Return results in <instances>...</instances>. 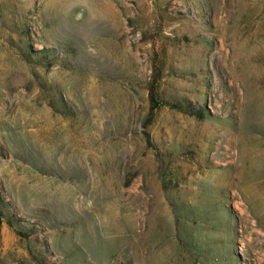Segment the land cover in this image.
Here are the masks:
<instances>
[{
  "label": "rangeland",
  "instance_id": "rangeland-1",
  "mask_svg": "<svg viewBox=\"0 0 264 264\" xmlns=\"http://www.w3.org/2000/svg\"><path fill=\"white\" fill-rule=\"evenodd\" d=\"M0 195V264H264V0H0Z\"/></svg>",
  "mask_w": 264,
  "mask_h": 264
},
{
  "label": "trees",
  "instance_id": "trees-1",
  "mask_svg": "<svg viewBox=\"0 0 264 264\" xmlns=\"http://www.w3.org/2000/svg\"><path fill=\"white\" fill-rule=\"evenodd\" d=\"M152 101H153V89H152ZM187 108H189V107H187ZM6 201L2 198V196L0 195V207H1V204H6L5 203ZM3 216L4 215H2V213L0 212V222H1V218H3ZM8 224H10L11 226L13 225V221L10 219L9 221H8Z\"/></svg>",
  "mask_w": 264,
  "mask_h": 264
}]
</instances>
